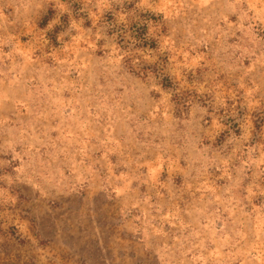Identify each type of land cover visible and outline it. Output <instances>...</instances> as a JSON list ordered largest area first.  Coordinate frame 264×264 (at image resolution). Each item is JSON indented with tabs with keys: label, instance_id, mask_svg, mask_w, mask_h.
<instances>
[{
	"label": "rangeland",
	"instance_id": "374dc122",
	"mask_svg": "<svg viewBox=\"0 0 264 264\" xmlns=\"http://www.w3.org/2000/svg\"><path fill=\"white\" fill-rule=\"evenodd\" d=\"M130 3L176 90L125 65ZM0 264H264V0H0Z\"/></svg>",
	"mask_w": 264,
	"mask_h": 264
},
{
	"label": "trees",
	"instance_id": "16d2710c",
	"mask_svg": "<svg viewBox=\"0 0 264 264\" xmlns=\"http://www.w3.org/2000/svg\"><path fill=\"white\" fill-rule=\"evenodd\" d=\"M121 13L123 20L113 12L108 16L107 22L109 34L116 37L129 71L144 79L154 74L164 88L176 90L178 86L166 72L168 54L162 53L160 48V38L168 32L163 15L138 7L134 3L122 7ZM49 20L50 14L45 16L41 26H46ZM175 101L185 108L192 102L190 98H178V94L175 95Z\"/></svg>",
	"mask_w": 264,
	"mask_h": 264
}]
</instances>
